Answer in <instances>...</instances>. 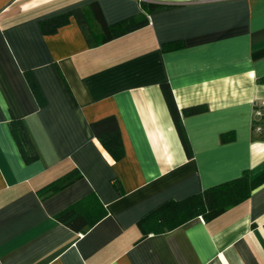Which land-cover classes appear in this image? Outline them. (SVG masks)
<instances>
[{"label": "crops", "instance_id": "0c3cea01", "mask_svg": "<svg viewBox=\"0 0 264 264\" xmlns=\"http://www.w3.org/2000/svg\"><path fill=\"white\" fill-rule=\"evenodd\" d=\"M93 1L107 23L138 14L141 1L163 8L100 42ZM76 8L97 44L75 14L41 31L40 20ZM262 101L264 0H0V264H264V183L209 220L145 236L136 223L167 199L264 171V138L255 137ZM195 104L203 109L186 114ZM110 114L123 145L118 159L90 127ZM11 118L25 121L39 158L23 160ZM73 167L79 179L39 195ZM90 193L85 216L106 211L92 225L77 231L55 219Z\"/></svg>", "mask_w": 264, "mask_h": 264}, {"label": "trees", "instance_id": "16d2710c", "mask_svg": "<svg viewBox=\"0 0 264 264\" xmlns=\"http://www.w3.org/2000/svg\"><path fill=\"white\" fill-rule=\"evenodd\" d=\"M140 5L141 11L138 14H132L113 23H107L103 18L98 3L95 1L91 2L89 5L90 9L101 27L100 42L107 41L138 27L144 26L148 23V14L150 12L163 8L162 4L153 2L141 1ZM74 14L77 16V20L81 24L87 37H89V42L91 44H97L98 42L96 40H93L91 36H88L89 28L86 25V21L79 8L44 18L39 21V27L44 33H52L61 24L67 22L70 15ZM26 76L35 96L38 98L39 102H43V95L41 94L33 75L27 72ZM61 83L63 84V88L70 102L74 104L73 95L71 94L68 85L63 80H61ZM166 99L174 116L175 125L178 129L183 146L186 152L190 154L191 148L171 95H167ZM255 107L256 110L264 109V104L259 103L255 105ZM202 109L203 106L201 104H195L186 107L184 111L186 114H193ZM255 126H260V132H258L255 137L264 138V111L260 110V114L255 120ZM90 127L94 136L99 140L101 145L107 150L113 159H118L123 155V145L119 125L113 114L91 121ZM8 128L15 139L19 152L25 162H30L39 158L40 153L37 145L22 118H11L8 121ZM227 138H229L228 132L221 134V139L224 140ZM81 176V172L76 167H73L44 187L40 188L38 191L39 195L44 197L47 194L54 193L76 181ZM261 183H264V171L252 178L250 177L248 170H243L237 177L210 185L183 198L167 199L141 216L136 223L142 236H145L149 232H167L173 230L197 216L209 220L219 215L227 208L246 199L251 194L252 190ZM92 198V193L81 197L67 207L56 212L54 215L55 219L74 230L79 231L85 229L96 222L106 212L104 208L97 206L96 212L93 216H85L83 208L90 200H92Z\"/></svg>", "mask_w": 264, "mask_h": 264}, {"label": "rangeland", "instance_id": "374dc122", "mask_svg": "<svg viewBox=\"0 0 264 264\" xmlns=\"http://www.w3.org/2000/svg\"><path fill=\"white\" fill-rule=\"evenodd\" d=\"M261 111H264V109H261ZM259 112H260V110H259ZM257 115H259V114H257Z\"/></svg>", "mask_w": 264, "mask_h": 264}, {"label": "built area", "instance_id": "2783aa9c", "mask_svg": "<svg viewBox=\"0 0 264 264\" xmlns=\"http://www.w3.org/2000/svg\"><path fill=\"white\" fill-rule=\"evenodd\" d=\"M262 104H264V101H262ZM260 114V112H258Z\"/></svg>", "mask_w": 264, "mask_h": 264}]
</instances>
